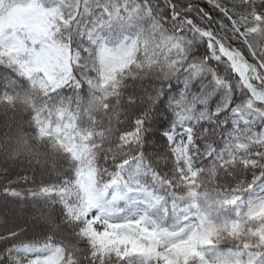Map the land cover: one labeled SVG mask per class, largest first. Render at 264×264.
<instances>
[{
  "label": "snow or ice",
  "instance_id": "obj_1",
  "mask_svg": "<svg viewBox=\"0 0 264 264\" xmlns=\"http://www.w3.org/2000/svg\"><path fill=\"white\" fill-rule=\"evenodd\" d=\"M207 5L212 14L182 0H0V67L12 74L3 77L4 100L15 102L21 82L25 96L43 97L33 118L43 135L40 114L56 117L65 132L61 148L72 161L66 179L27 191L32 199L59 204L63 227L28 239L21 225L6 222L0 264H264V128L256 130V121H264V0ZM197 43L207 52L190 59ZM181 72L186 87L172 108L183 134H167V155L141 151L145 116L159 87L145 90L142 110L116 129L92 119L93 109L110 115L122 105L125 75L163 83ZM199 77L224 90L222 106L210 115L194 110L203 97L189 85ZM82 85L91 94L87 102ZM65 88L74 96L62 97ZM234 90L242 100L232 107ZM137 104L130 94L127 108ZM221 110H230L232 129L216 153L208 130L197 137L193 124L204 119L218 128L224 121L213 118ZM84 114L88 127L79 126ZM196 139L212 157L204 167L193 162ZM101 151L105 160L111 156L112 170L97 165ZM160 162L169 169H160ZM12 185H0V194L23 200ZM68 230L75 243L58 235ZM80 241L86 244L82 256Z\"/></svg>",
  "mask_w": 264,
  "mask_h": 264
},
{
  "label": "trees",
  "instance_id": "obj_2",
  "mask_svg": "<svg viewBox=\"0 0 264 264\" xmlns=\"http://www.w3.org/2000/svg\"><path fill=\"white\" fill-rule=\"evenodd\" d=\"M183 3H198L201 7L207 8L209 14H212L211 8L205 0H182ZM231 2V0H227ZM192 15H196L195 12ZM218 19V17H215ZM213 30L218 25H212ZM236 43H232V47H237ZM207 52V48L203 43H197L193 46L189 56L190 59H198L203 57ZM213 67H217L213 65ZM217 70L223 73V66H219ZM12 75L6 68L0 67V185H7L10 181L13 187L25 194L23 200H17L12 197H5L0 194V229L4 227L6 222H10L9 226L21 225L24 228V236L28 239H42L47 233L48 228H54L56 224H61L63 219L62 207L54 202H48L44 199H32L28 197L29 188L37 189L42 184H57L66 179L71 174L72 161L61 148V144L65 141L64 127L56 122V117H49L47 112L40 114V119L45 122L46 131L43 135L40 133L36 120L33 106L39 105L43 97L35 92L30 96L24 94V84L21 82L16 89L19 97L12 102H5L3 90V77ZM79 75V73H77ZM186 76L184 72L178 73L175 77L166 82L161 83L155 76H147L141 78L138 74L136 78L129 76L126 81L129 87L125 89L128 94H136L137 106L132 110L127 108L126 101L128 96H122V105L115 112L106 115L103 108L93 109L92 119L97 124H102L107 130L109 124L112 129H116L123 123L132 112H139L143 106L140 105L141 99L146 101L144 95L145 90H151L153 86L160 88V95L152 103L147 111L144 120V132L142 137L141 151L145 155H152L154 158L160 155L168 154L167 134L172 131L183 130L175 123V113L172 108L173 98L185 90ZM191 92L203 97L201 103L195 105L197 113L204 112L211 114L220 108L224 102V90L214 88L210 83V77H199L190 82ZM10 94L15 95L9 90ZM62 97H73L74 93L71 88L61 90ZM80 96L87 102L91 98L87 87L80 90ZM242 100V94L238 90H234L230 97V105L235 107ZM75 109V103L72 104ZM119 116L117 118V114ZM213 119L224 121L223 125L218 127L216 124L208 120H198L193 124L194 134L198 137L199 133L207 129L210 133L209 140L212 148L216 153L223 150L228 134L232 129V115L230 110H221ZM251 119V117H249ZM131 122V121H130ZM64 125L67 126L68 121L65 120ZM80 127H88V115L84 114L83 119L79 123ZM264 128V121H256V130ZM59 129L58 132L56 130ZM215 131L213 132V130ZM55 133V134H54ZM59 140V143L57 142ZM103 151L97 153L96 163L103 171L104 168L112 170L113 161L111 156L105 160ZM212 157L208 154L205 147V141L196 139V148L193 151V162L197 167H204L211 163ZM158 167L163 171H167L169 164L160 162ZM24 177H27L25 181ZM145 182L151 184V178L145 177ZM224 182L221 181V184ZM260 184L258 183L257 187ZM215 188L216 192L221 188ZM63 227V224H61ZM61 238L74 242L70 230L63 234H58ZM81 249V256L86 244L83 241L76 243ZM223 245H220L222 248Z\"/></svg>",
  "mask_w": 264,
  "mask_h": 264
},
{
  "label": "rangeland",
  "instance_id": "obj_3",
  "mask_svg": "<svg viewBox=\"0 0 264 264\" xmlns=\"http://www.w3.org/2000/svg\"><path fill=\"white\" fill-rule=\"evenodd\" d=\"M205 1H207V0H205ZM168 134H172V135H182L183 134V130H181V131H172V132H170V133H168ZM261 185H259L258 187H257V191L259 190V187H260ZM96 227H97V229L98 230H102V228H103V223L101 222V223H99V224H97L96 225ZM223 245V247L221 248L222 250H227L228 249V247H229V245H226V244H222Z\"/></svg>",
  "mask_w": 264,
  "mask_h": 264
},
{
  "label": "clouds",
  "instance_id": "obj_4",
  "mask_svg": "<svg viewBox=\"0 0 264 264\" xmlns=\"http://www.w3.org/2000/svg\"><path fill=\"white\" fill-rule=\"evenodd\" d=\"M134 75V74H133ZM132 75H125L122 80H121V87H120V92L122 93V96H129L130 94L125 92V89L129 87V84L126 83L128 80V77ZM134 79V78H133ZM85 87L82 85V88Z\"/></svg>",
  "mask_w": 264,
  "mask_h": 264
}]
</instances>
